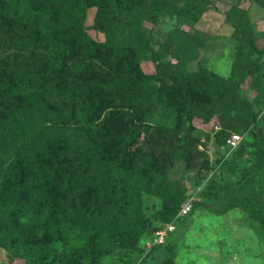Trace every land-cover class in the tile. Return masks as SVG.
<instances>
[{
	"label": "trees",
	"instance_id": "obj_1",
	"mask_svg": "<svg viewBox=\"0 0 264 264\" xmlns=\"http://www.w3.org/2000/svg\"><path fill=\"white\" fill-rule=\"evenodd\" d=\"M44 1L0 0V22L2 16L13 20L16 42L24 53L30 54L36 47L42 51L37 69L0 77V121L11 126L14 135L25 137L26 144L34 142V133L45 137L63 162L71 159L65 155L71 145L64 136L67 129L81 127L96 132L98 118L106 112L124 122L125 129L111 134L108 153L102 144L92 150V161L87 164L86 156H80L75 172H66L62 166L51 170L48 179L66 177V183L59 190L57 216L46 229L48 244L31 247L29 231L13 225L18 213L14 207L17 189L22 183L18 182L7 196H0V248L12 229L25 264H38L43 256L51 257L49 264L97 261L102 252L111 251L121 237H126L120 224L137 214L146 194L157 196L171 209L177 208L183 193H179L182 186L174 184L173 177L182 171L184 175L199 172L201 166L198 147L205 134L192 127L193 116H200L206 108L215 113L230 107L238 116L232 125L242 123L252 128L253 138L263 144L264 116L257 119L246 113V108L231 98L227 83L216 84V77L211 78L215 87L205 85L201 90L196 74L188 71L193 57L185 52L179 53L178 63L173 65L172 84L159 87L145 76L141 52L153 38L147 35L142 21L156 19L164 12H183L196 19L206 8L192 0H74L77 16L66 29L42 6ZM92 6L101 7L99 27L107 36L103 43L94 41L85 28ZM226 20L241 40L238 55L242 65H248L254 57L263 58L264 50L257 46L248 14L231 9L226 12ZM161 51L166 55L171 48L163 46ZM259 91L264 95L263 79L259 80ZM229 121L233 122L231 118ZM225 132H219V138L227 145ZM128 147L137 148L138 156L128 154ZM91 178H97V184L111 192L104 214H98L102 209L98 207L89 210L83 206L78 212L65 208L74 185L88 183ZM232 186L231 209L244 207L264 231V195ZM159 226L147 219L137 240L151 232L153 235ZM75 237L83 238L84 244L75 246ZM146 255L144 261L150 264L153 256L150 258L147 251Z\"/></svg>",
	"mask_w": 264,
	"mask_h": 264
},
{
	"label": "rangeland",
	"instance_id": "obj_2",
	"mask_svg": "<svg viewBox=\"0 0 264 264\" xmlns=\"http://www.w3.org/2000/svg\"><path fill=\"white\" fill-rule=\"evenodd\" d=\"M192 1L206 8L196 19L183 12H164L156 19L149 15L151 20L142 21L147 35L153 38L149 47L141 52L145 76L159 87L172 84L173 65L178 63L179 53L185 52L193 57L188 71L196 74L201 90L205 85L215 87L213 77L217 78L216 84L225 81L231 98L238 100L246 113L260 119L264 116V95L259 91V80H264V57H254L248 65H242L238 55L241 40L232 24L227 22L226 12L231 9L245 11L254 26L257 46L264 50V0ZM73 5L74 0H45L42 4L62 29L68 28L77 16ZM100 15V6L90 7L85 28L94 41L103 43L107 36L99 27ZM1 30L0 77L37 69L41 64V49L36 47L30 54L24 53L16 42L13 20L5 16L0 22ZM163 46L171 48L166 55L161 51ZM116 118L110 112L101 115L96 132L81 127L67 129L64 136L71 143L65 150V155L71 157L68 162L59 160L56 149L49 148L51 143H46L45 137L34 133V142L26 144L25 137L14 135L11 126L0 121V196H7L18 182L22 183L17 189L14 207L18 213L13 225L29 231L31 247L49 243L46 229L57 216L55 206L59 190L66 183V177L48 179L51 170L62 166L66 172H75L78 158L86 156L84 163L87 164L92 161L89 154L102 144L108 153L111 134L125 129L124 122ZM237 118L230 107L215 113L206 108L200 116H193L192 127L205 134L198 147L202 154L201 166L199 172L184 175L182 171L173 177V183L182 186L179 193H183L177 208L171 209L157 196L146 194L137 214L120 224L119 229L127 234L126 237H121L111 251L102 252L97 261L85 260L77 264H148L144 259L148 256V243L153 240L152 232L136 238L147 219L157 226L176 225L164 244L149 249L150 258L153 256L150 264H264V231L244 207L231 209L234 184L264 195V144L253 138L252 128L242 123L234 127L232 123H236ZM223 130L229 138L233 135L242 138L236 149H228L223 138H219ZM128 154L138 156L139 150L128 147ZM177 171L175 168L174 173ZM97 178L82 185L74 182L76 185L64 207L77 212L83 206L89 210L98 207L102 208L98 214H104L111 192L97 184ZM188 205L191 210L183 214L182 210ZM17 242L18 237L10 229L0 248V264H25ZM84 242L79 237L72 241L75 246H82ZM50 260L51 257L43 256L38 264H49Z\"/></svg>",
	"mask_w": 264,
	"mask_h": 264
},
{
	"label": "built area",
	"instance_id": "obj_3",
	"mask_svg": "<svg viewBox=\"0 0 264 264\" xmlns=\"http://www.w3.org/2000/svg\"><path fill=\"white\" fill-rule=\"evenodd\" d=\"M241 141H242V138L239 135H233L227 140L226 147L230 150H234L239 146ZM190 210H191V206L188 205L184 207V209L182 210V213L187 214ZM175 230H176V225L174 223H169L166 226L160 225L158 229L153 232V235H152L153 240L152 242L148 243L149 249H151L152 247L156 245L164 244L166 242L168 234L173 233ZM149 249L147 250V252H149Z\"/></svg>",
	"mask_w": 264,
	"mask_h": 264
}]
</instances>
